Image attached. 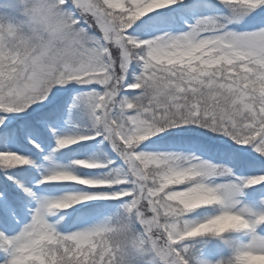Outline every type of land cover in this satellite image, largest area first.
Returning <instances> with one entry per match:
<instances>
[{
    "label": "snow or ice",
    "instance_id": "1",
    "mask_svg": "<svg viewBox=\"0 0 264 264\" xmlns=\"http://www.w3.org/2000/svg\"><path fill=\"white\" fill-rule=\"evenodd\" d=\"M0 264H264V0H0Z\"/></svg>",
    "mask_w": 264,
    "mask_h": 264
}]
</instances>
